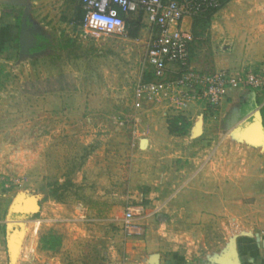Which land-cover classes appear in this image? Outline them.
<instances>
[{"label":"rangeland","instance_id":"1","mask_svg":"<svg viewBox=\"0 0 264 264\" xmlns=\"http://www.w3.org/2000/svg\"><path fill=\"white\" fill-rule=\"evenodd\" d=\"M0 8L19 19L13 37L23 36L0 51V264H239L247 240L264 255L262 130L248 139L242 122L195 140V106L183 115L185 134L173 131L181 114L164 100L135 108L133 86L151 75L141 23L128 38L93 40L82 38L78 0ZM190 53L215 66L205 73L264 65V0L222 6ZM21 194L16 211L35 213H8ZM130 205L143 211L128 234ZM11 226L22 232L14 262Z\"/></svg>","mask_w":264,"mask_h":264},{"label":"built area","instance_id":"2","mask_svg":"<svg viewBox=\"0 0 264 264\" xmlns=\"http://www.w3.org/2000/svg\"><path fill=\"white\" fill-rule=\"evenodd\" d=\"M78 3L84 39L99 40L115 35L128 38L138 16H143L154 30L146 54V67L153 77L133 86L135 108L146 99H159L176 115L183 116L192 105L216 112L231 90L264 91V65L208 73L192 66L190 45L194 36L182 30L181 22L185 17H196L219 8V0H78ZM168 73L174 77L167 79ZM142 211L140 205L125 208L123 228L126 233L135 232L136 226L131 221Z\"/></svg>","mask_w":264,"mask_h":264},{"label":"crops","instance_id":"3","mask_svg":"<svg viewBox=\"0 0 264 264\" xmlns=\"http://www.w3.org/2000/svg\"><path fill=\"white\" fill-rule=\"evenodd\" d=\"M232 1L233 0H230L226 4ZM1 9H2V18L0 20V51H4L6 50V48L13 47L16 41H18L20 45L21 41L23 40V36L20 35V37L18 36L17 38L13 37L14 31H15L14 26L16 22L19 21V19L18 18L15 19L10 14L8 15L4 14L3 8ZM216 12H214L211 17H213ZM194 18L195 17H185L182 20L181 26H180L182 30L189 31L193 34L192 25H193ZM139 23L143 24V26H145L148 30L150 29L151 33H150V37L148 38L150 39L151 36L154 34V30L151 27H149L148 22L146 21V19L143 18V16H138L133 21V24L139 25ZM191 63H192V66L200 72H205L206 70H209L215 67L213 64L210 67H206V65L202 63L199 64L192 60H191ZM263 104H264V91L260 92L256 90H250V89H235V90H231L228 93L227 97L222 102L221 106L216 112L204 110L201 107V105H192L193 108L195 106L196 108L200 109L201 117L203 119L202 120V133L201 135L196 137L195 140L202 138V137H205L206 139H210L211 137H213V135L216 136L217 134L221 133V130H220L221 127H224V129H230L232 131V129H235V127H237L239 123L245 122L247 123V125H249L251 122H253L256 119L257 113H260V116H261L260 121L264 129V116L261 114V111H260ZM204 118H206V120H204ZM189 120H192V118H190ZM146 141L147 143L145 147H148L150 145V140H146ZM201 166L202 164H200L199 170L201 169ZM208 166L209 164L207 166H203L201 170L204 171V169ZM213 173L214 171L212 172V175ZM2 242H0V248L4 247L5 249V244H4L5 242H3V244ZM255 242H256L255 248L258 249V251H260L261 248L259 247L260 246V244L258 243L259 241L255 239ZM262 244L261 246H264V239H262ZM249 250H251V244L248 243V240L244 241L240 249L244 257L242 258V261L240 264H264V255L262 253L255 252L254 251L255 249L252 250L254 252L252 251L249 252Z\"/></svg>","mask_w":264,"mask_h":264},{"label":"trees","instance_id":"4","mask_svg":"<svg viewBox=\"0 0 264 264\" xmlns=\"http://www.w3.org/2000/svg\"><path fill=\"white\" fill-rule=\"evenodd\" d=\"M230 0H219L221 6L217 9H212V10H208L206 12H203L201 14H199L198 16H196L193 19V35H198L199 34V30H203L209 23L211 16L214 12H216L217 10H219L222 6H224L227 2H229ZM80 11V15H79V20H81L82 18V11L79 9ZM130 34V33H129ZM132 35V34H131ZM42 47L41 46H37L34 47L33 50L38 51L40 50ZM151 74V73H149ZM152 74L150 75V77L148 78V80H150L152 78ZM261 114L264 116V104L261 107ZM171 124H173L175 126V129H173L174 132L178 133V134H185L187 132V129L189 128V126L191 125L190 122L186 121V118L184 116H176L174 117L171 121ZM51 246V245H50Z\"/></svg>","mask_w":264,"mask_h":264},{"label":"bare ground","instance_id":"5","mask_svg":"<svg viewBox=\"0 0 264 264\" xmlns=\"http://www.w3.org/2000/svg\"><path fill=\"white\" fill-rule=\"evenodd\" d=\"M261 130H262L261 124H259L258 121H255V122L253 121L251 123V125L248 127V129L245 130L244 136L246 138H248V139H251V140L256 138L257 141H258L260 139V137H262L261 134H260L261 133ZM18 209H19V207L17 206V203H16V206H14V210L16 211ZM21 237H22V232H20L19 230H15L10 235V239H9V250H10L12 262L15 261V259L17 257L16 256L17 255V252H19L18 249H19Z\"/></svg>","mask_w":264,"mask_h":264},{"label":"water","instance_id":"6","mask_svg":"<svg viewBox=\"0 0 264 264\" xmlns=\"http://www.w3.org/2000/svg\"><path fill=\"white\" fill-rule=\"evenodd\" d=\"M200 119H202L201 116H200ZM255 120H258V121L260 122V124H261V128H262V132H263V135H264V129H263L262 123H261V121H260V120H261L260 113H257V114H256V119H255ZM255 120H254V121H255ZM251 123H252V122H251ZM251 123H250V124H251ZM247 126H248V125H247ZM247 126H246V127H247ZM246 127H245V128H246ZM144 141L147 143L146 139H141L140 144H139L140 147H143V146H142V143H143ZM145 146H146V144H145ZM22 195H24V194L19 195L18 197H16V198L13 200V202L11 203V205H10V207H9V210H8V211H9V212H8L9 214L12 215V214H17V213H20V214H31V213H35V212H17V211H13L14 206L16 205L17 202L20 201V198H21ZM31 196H32V195H31ZM15 202H16V203H15ZM37 205H38V203H37ZM38 209H39V206H38ZM9 225H10V223H8V224L6 225V229H7V230H8V228H9ZM11 227H12V226H11ZM9 230H10V231L7 232V235H6V241H7V247H8V248H9V245H8V244H9L10 235H11L15 230H18V229L12 227V228H10ZM19 230H20V229H19ZM256 240H257V241H260L261 238H260L259 236H257V237H256ZM8 251H9V249H8ZM9 256H10V255H9ZM10 261H11V260H10ZM228 261H230V263H228V264H231V263L233 264V262L235 261V259H234V261H233V260H228ZM237 264H238V263H237ZM239 264H240V263H239Z\"/></svg>","mask_w":264,"mask_h":264}]
</instances>
